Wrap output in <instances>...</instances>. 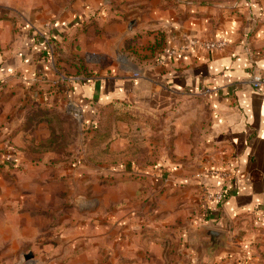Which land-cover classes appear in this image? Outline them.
<instances>
[{
  "label": "crops",
  "instance_id": "1",
  "mask_svg": "<svg viewBox=\"0 0 264 264\" xmlns=\"http://www.w3.org/2000/svg\"><path fill=\"white\" fill-rule=\"evenodd\" d=\"M7 6L16 22L0 19L1 169L68 158V140L56 146L54 133L67 134L59 121L71 101L84 109L77 141L83 148L90 143L96 149L116 148L112 127L97 123H104L113 104L175 114L178 133L187 137L177 147H204L210 168L228 175L205 174L200 180L167 159V166L151 169L154 188L163 191L170 174L177 183L204 181L210 192L223 190V200L210 199L206 222L227 230L230 240L229 230L236 234V224L244 223L248 232L237 242L259 246L255 259L264 262V90L249 80L252 72H264V0H0V7ZM49 30L57 41L47 38ZM191 38L228 43L206 50L189 45ZM76 157L82 163L89 156ZM131 171L126 169V175ZM195 189L187 188L189 197ZM118 212L115 224L101 227H88L76 213L77 222L71 223L76 229L66 234H76L71 245L81 249L70 256L61 249L63 260L144 264L141 232L134 231L133 217ZM89 230L92 237L85 236ZM54 245L60 244L51 238L44 250Z\"/></svg>",
  "mask_w": 264,
  "mask_h": 264
},
{
  "label": "rangeland",
  "instance_id": "2",
  "mask_svg": "<svg viewBox=\"0 0 264 264\" xmlns=\"http://www.w3.org/2000/svg\"><path fill=\"white\" fill-rule=\"evenodd\" d=\"M1 18L15 23L16 13L11 6L0 7ZM67 107L61 110L59 121L67 134L56 131L54 143L61 146L68 140V158L52 163H14L15 169L0 168V264H67L60 250L66 249L70 256L81 249L74 243L71 245L78 236L66 234V231L70 233L76 229H71V223L77 222L74 215L81 214L88 227L112 226L117 221L114 216L119 214L118 210L133 217L132 222L138 226L134 231L141 232L147 258L144 264H197L199 251L196 252L193 244V230L217 228L206 222L210 201L207 191L199 183L192 186L177 183L170 174L163 181V191L156 187L155 190L152 180L155 175L151 169L160 163L167 166L165 161L168 159L180 163V171L185 175L196 178V174H205L210 168L209 150L202 146L195 149L177 147L184 144L187 137L178 133L175 114L156 115L150 111H122V108L107 111L104 123H100L101 119L97 121L99 125L107 126L106 129L112 127L111 136L116 141V148L96 149L91 143L89 149L85 144L83 148V143H77L82 137L79 131L82 121L76 120ZM187 109L189 106L181 113ZM84 153L89 156L88 161L78 162L76 156ZM90 154H94V158ZM126 169L132 170L131 175H126ZM119 171L121 176L116 175ZM36 174L45 177L35 181L30 176ZM193 186L197 189L189 197L187 188ZM106 201L107 205L104 204ZM66 219L70 225L63 227ZM229 223L232 225L233 222ZM243 224H236V234L229 230L234 253L223 254L215 264H264L255 259L259 246L237 242L248 232ZM93 235V230L85 234ZM51 238L60 245H54L46 252L45 245ZM62 238H65L63 244L60 243ZM112 249H115L114 245ZM28 252L34 256L26 258ZM192 252L194 259L190 255ZM122 263L113 259L103 262Z\"/></svg>",
  "mask_w": 264,
  "mask_h": 264
},
{
  "label": "built area",
  "instance_id": "3",
  "mask_svg": "<svg viewBox=\"0 0 264 264\" xmlns=\"http://www.w3.org/2000/svg\"><path fill=\"white\" fill-rule=\"evenodd\" d=\"M48 38V36H47ZM227 40L224 39H202V38H191L188 40V44L191 46L203 48L206 50H216L224 48L227 45ZM250 84L253 88L258 90H264V72L262 71H254L250 75ZM210 89H206L204 93H209ZM70 114L79 121H83L84 116V109L81 103L76 101H71L68 103V107ZM205 174H213V175H219V176H227V171H222L215 168H209L208 172ZM204 173H198L196 174V178L202 180ZM167 179V178H166ZM182 184V183H181ZM184 185V184H183ZM200 185L205 187L208 197L215 201H221L224 197L223 190L217 191V192H210L208 189V186L204 181L200 182Z\"/></svg>",
  "mask_w": 264,
  "mask_h": 264
},
{
  "label": "water",
  "instance_id": "4",
  "mask_svg": "<svg viewBox=\"0 0 264 264\" xmlns=\"http://www.w3.org/2000/svg\"><path fill=\"white\" fill-rule=\"evenodd\" d=\"M193 244L199 251L197 264H215L223 254L234 253L228 232L223 229L203 227L193 230ZM33 256L32 252L25 254L26 258Z\"/></svg>",
  "mask_w": 264,
  "mask_h": 264
},
{
  "label": "trees",
  "instance_id": "5",
  "mask_svg": "<svg viewBox=\"0 0 264 264\" xmlns=\"http://www.w3.org/2000/svg\"><path fill=\"white\" fill-rule=\"evenodd\" d=\"M48 39L50 40V42H55V41H57L58 39L57 38H55L52 34H51V31L49 30L48 31ZM45 54L44 55H48L49 54V50L47 51V52H44ZM116 105V104H115ZM130 107H132V105L131 104H129V103H125V102H122V103H120L118 106H114V104H113V106H111L110 107V109L109 110H111V108H112V110H116L117 108H122V111H126L127 109H131ZM126 109V110H125Z\"/></svg>",
  "mask_w": 264,
  "mask_h": 264
}]
</instances>
